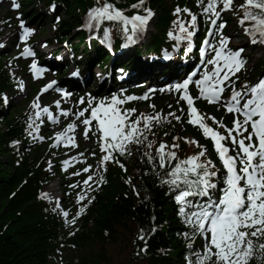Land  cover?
I'll list each match as a JSON object with an SVG mask.
<instances>
[{
	"label": "snow or ice",
	"instance_id": "6c2138e0",
	"mask_svg": "<svg viewBox=\"0 0 264 264\" xmlns=\"http://www.w3.org/2000/svg\"><path fill=\"white\" fill-rule=\"evenodd\" d=\"M97 2L99 6L88 13L87 26L91 30L93 27L99 29L105 20L119 22L126 34L125 47L135 42L137 34L144 30L148 20L154 15L151 9H145L146 15L127 16L109 0ZM143 4L144 0H138V4L132 7H142ZM233 4L234 0H197L201 15L209 24L207 37L211 38L204 39L199 48L200 61L205 69L200 78L193 79L197 76L193 72L174 85V90L180 94L179 100L187 103V122L199 126L205 139H211L224 172L221 173L211 159H201L206 156V148L198 141L187 138L186 142L201 148L196 155L179 159L174 151L178 145H168L166 142L159 144L154 155L152 152L144 153L161 184L167 185L170 193H175L178 215L189 229L182 233L189 241L186 264H252L253 261L264 264V78L252 85L245 83L239 90L235 87L232 77L246 64L243 59L244 49L229 48L230 38L225 37L222 31L226 25L217 23L221 20L223 11L235 10ZM14 7L18 9L20 5L14 3ZM238 8L243 11L240 25L248 24L244 31L250 37V42L264 44V0H244ZM182 11L188 13L190 21L187 25L182 21L175 22L182 34L178 40H188V51L191 52L192 38L198 28V16L188 8L177 7L175 10L177 15ZM20 27L25 39L33 31L26 28L23 22ZM108 37L109 32L105 30V38ZM23 54L34 55V52L26 47ZM31 67L37 69L36 63ZM55 83L50 82L42 92L48 91ZM193 84L199 91L197 97H193L189 91ZM227 88H231V94L225 98L223 94ZM137 99H148V94L144 97L126 98L113 94L97 98L89 93L78 101L85 106L74 112L62 109L60 101H56V108L60 109L59 116L75 118L72 123L67 124L64 131L56 134V144L78 147L74 135L69 134L75 133V121H80L85 126L86 139L90 138L89 132L97 137L101 152L104 153L99 162L102 167L109 161L120 163L116 153L121 156L130 155L133 146L144 145L151 149L154 142L148 137L153 128L162 120L170 122L169 117L180 122L182 116L175 112H169L167 116L163 113H140L137 116L135 108L123 107L127 102ZM196 99L220 104L226 112L234 115L233 126L228 128L215 117L201 114L194 106ZM38 100L39 97L31 105L36 110L35 119H39L44 113L49 120L59 122V116L53 115L48 107L41 109ZM151 107L155 108L154 105ZM181 112L183 113V109ZM209 119L218 127L210 126L206 122ZM30 120L32 123H29V128H32L35 120L32 117ZM219 128H224V133ZM38 130L39 126L36 128L37 132ZM176 139L179 137H174ZM64 163L67 165L69 161ZM120 167L124 168V165L120 164ZM84 171L89 172L90 169L85 168ZM89 180H92L91 175L84 183L88 184ZM98 182H103V176L99 177ZM84 199V195H81L80 200ZM84 211L85 207L82 206L78 215ZM63 216L68 217L69 213L63 211ZM75 222V218L70 221L72 224ZM197 238L202 240L200 248L193 247ZM139 239L145 240L146 237L140 235Z\"/></svg>",
	"mask_w": 264,
	"mask_h": 264
},
{
	"label": "trees",
	"instance_id": "16d2710c",
	"mask_svg": "<svg viewBox=\"0 0 264 264\" xmlns=\"http://www.w3.org/2000/svg\"><path fill=\"white\" fill-rule=\"evenodd\" d=\"M39 1L45 5L55 2L56 11L64 13V20L58 34L64 39H71L73 47L88 49L81 33L76 31L84 13L96 2L92 0H28L31 5ZM114 2L115 0H109ZM131 2L136 0H118ZM170 1L186 3L187 0H152L158 10V20L154 32L145 48L149 51L158 49L163 43L167 28V8ZM25 5L24 8H28ZM48 9V7L46 6ZM53 21V18L45 17ZM111 32L112 45L119 48L122 42V30L116 25H106L102 29ZM73 37V38H72ZM105 40V36L102 37ZM79 40V42H76ZM95 58H109L110 53L93 47ZM135 53L131 52L129 55ZM116 58L117 52L114 53ZM141 64L135 59V64ZM132 65L133 62H127ZM13 92L7 72L0 64V107L3 106L2 94ZM22 114L17 109L8 108L2 114L3 130L0 132V264H57L54 255L63 248L92 252L101 246L98 255L80 258L79 264H113L112 254L104 248L106 243L121 244L132 249L131 263L141 264H186L189 255L186 239L182 235L186 229L178 217L173 195L167 185H162L160 178L147 162L145 152L155 154L153 148L144 145L133 146L131 154L116 158L128 168V175L118 168L117 163L107 164L104 182L94 192L95 204L89 209L83 229L73 233L62 222L61 216L46 203L38 201L42 188L43 165L37 166L39 156H20L16 151V142L22 137ZM150 135V134H149ZM149 140L156 142L155 139ZM153 143V144H154ZM115 165V166H112ZM109 169L108 173L107 170ZM7 171V172H6ZM127 177H130L128 180ZM128 181H131L129 183ZM135 186L136 190H133ZM137 191L139 195H137ZM91 225V226H90ZM155 229V231H151ZM143 230V231H141ZM145 235L146 239H139ZM123 236V237H122ZM146 249V250H145ZM252 264H256L255 261Z\"/></svg>",
	"mask_w": 264,
	"mask_h": 264
},
{
	"label": "rangeland",
	"instance_id": "374dc122",
	"mask_svg": "<svg viewBox=\"0 0 264 264\" xmlns=\"http://www.w3.org/2000/svg\"><path fill=\"white\" fill-rule=\"evenodd\" d=\"M42 6L38 5V6H32V9H35L36 11L40 10ZM41 12H39V14L37 15L36 18L40 17ZM2 14H0V19H1ZM46 16V14H45ZM37 26H39V24H37ZM7 28H0V39H4L3 41L5 43H7L5 41V38L3 37V35L5 34H9ZM151 31H154V28L152 27ZM51 33V31H50ZM48 35V34H46ZM46 37V36H45ZM251 54V59H252V63H256L258 60H260L262 58L263 55V51L262 50H250ZM0 55H2V50H0ZM14 104H16V102H14ZM7 172V171H6ZM60 188L61 185L59 183V181H55L53 184H51L50 186H48L45 190H44V198L51 200V201H55L56 199L61 197V192H60ZM53 189L54 191L52 193H50V190ZM123 237V236H122ZM122 241L119 244L116 245H111L109 243H106L104 245V248L107 250L108 254H112L113 256V264H131V253H132V249H130L129 247L127 248L125 244H121ZM101 246L97 245L96 249H94L92 252L85 251L82 253H72V251H66L64 256H63V263L62 261H60L59 259H57L58 264H79L80 263V257H92V256H96L100 253L101 251Z\"/></svg>",
	"mask_w": 264,
	"mask_h": 264
},
{
	"label": "bare ground",
	"instance_id": "6f19581e",
	"mask_svg": "<svg viewBox=\"0 0 264 264\" xmlns=\"http://www.w3.org/2000/svg\"><path fill=\"white\" fill-rule=\"evenodd\" d=\"M7 38V40H9V41H12L13 40V38L11 37H6ZM0 45H2V41H0ZM4 46V45H3ZM0 47V50L1 49H4V47ZM8 48H11L10 46H8V45H6V48L5 49H8ZM191 71H192V68H191ZM51 191H54L53 189L51 190Z\"/></svg>",
	"mask_w": 264,
	"mask_h": 264
}]
</instances>
